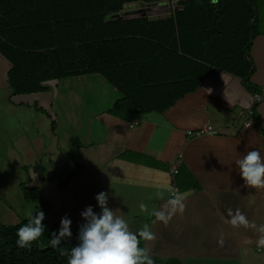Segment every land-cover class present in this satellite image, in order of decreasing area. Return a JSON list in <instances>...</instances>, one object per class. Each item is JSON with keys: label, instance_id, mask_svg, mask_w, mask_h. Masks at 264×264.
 Returning a JSON list of instances; mask_svg holds the SVG:
<instances>
[{"label": "crops", "instance_id": "obj_1", "mask_svg": "<svg viewBox=\"0 0 264 264\" xmlns=\"http://www.w3.org/2000/svg\"><path fill=\"white\" fill-rule=\"evenodd\" d=\"M249 56L260 101L241 78L222 71L165 111L127 121L111 112L122 94L98 73L14 94L7 81L11 65L0 53V225H16L35 212L21 183L37 188L51 205L49 225L60 227L67 214L72 233L84 223L86 206L100 211L95 196L104 191L130 231L150 226L155 239L142 246L159 262L264 264V233L258 231L264 188L246 186L235 165L247 151L264 155V32L253 38ZM251 109L256 119L248 115ZM204 125L217 133L193 134ZM180 169L184 190L176 184ZM70 174L76 175L67 179ZM173 184L184 211L167 226L153 223L152 210L164 209ZM228 209H240L248 226H233Z\"/></svg>", "mask_w": 264, "mask_h": 264}, {"label": "trees", "instance_id": "obj_2", "mask_svg": "<svg viewBox=\"0 0 264 264\" xmlns=\"http://www.w3.org/2000/svg\"><path fill=\"white\" fill-rule=\"evenodd\" d=\"M172 1L175 8L161 18L118 15L135 3ZM261 3L0 0V53L11 65L8 86L14 94L33 93L43 91V83L50 80L98 73L122 94L111 112L127 121L165 111L222 71L241 78L247 90L258 93L250 80L249 52L253 38L261 33ZM185 179L178 170L176 184L181 190L188 187ZM20 188L24 200L36 205L35 212L50 214L51 205L39 198L37 188L24 183ZM26 222L0 225V264H67V257L49 245L52 233L59 229L56 223L42 221L46 231L30 250L15 245L16 230ZM78 231L60 247L75 246ZM151 258L154 264H177Z\"/></svg>", "mask_w": 264, "mask_h": 264}, {"label": "clouds", "instance_id": "obj_3", "mask_svg": "<svg viewBox=\"0 0 264 264\" xmlns=\"http://www.w3.org/2000/svg\"><path fill=\"white\" fill-rule=\"evenodd\" d=\"M239 169L241 179L246 186L264 188V155L259 150L247 151L241 158L235 161ZM99 212L93 211V206L88 205L80 213L84 223L80 225L77 243L70 249L60 247L62 243L72 238V220L65 214L60 220V227L53 232L49 245L58 250L62 257H67V264H154L146 247L141 246L142 241L155 239L149 225H144L138 232L130 231L127 220L122 215L108 206V193L101 191L95 196ZM183 195L173 193L168 199L163 210L153 209L151 215L155 222L169 224L172 216L184 211ZM141 212H147L148 206L139 205ZM230 223L233 226H248V221L240 209L233 211L228 209ZM45 212L39 210L28 217L27 222L17 228L15 245L19 249L30 250L33 242L38 241L45 233ZM255 227V226H253ZM259 232L264 233V226H260ZM264 244V238L260 240Z\"/></svg>", "mask_w": 264, "mask_h": 264}, {"label": "rangeland", "instance_id": "obj_4", "mask_svg": "<svg viewBox=\"0 0 264 264\" xmlns=\"http://www.w3.org/2000/svg\"><path fill=\"white\" fill-rule=\"evenodd\" d=\"M261 1L262 3L260 7L259 29L261 32H264V0H261ZM174 8H175V2L172 1V2H163L159 4H152V5H143L141 3H138V4L135 3L132 5L126 6L124 10L127 12L141 13V14L150 16L151 18H161L169 14L170 11L173 10Z\"/></svg>", "mask_w": 264, "mask_h": 264}, {"label": "built area", "instance_id": "obj_5", "mask_svg": "<svg viewBox=\"0 0 264 264\" xmlns=\"http://www.w3.org/2000/svg\"><path fill=\"white\" fill-rule=\"evenodd\" d=\"M261 100V94L255 93V101L258 102ZM254 114V111L251 109L248 113V115L252 116ZM251 123V118L249 117L248 120L244 123L245 125H249ZM217 131L211 126V125H204L198 129H196L193 134L196 136L200 135H215ZM174 167L171 169V172H174ZM173 193H177V188L173 184L172 190H171V198L173 196Z\"/></svg>", "mask_w": 264, "mask_h": 264}, {"label": "water", "instance_id": "obj_6", "mask_svg": "<svg viewBox=\"0 0 264 264\" xmlns=\"http://www.w3.org/2000/svg\"><path fill=\"white\" fill-rule=\"evenodd\" d=\"M126 12V13H125ZM135 14V15H134ZM119 17H122V18H127V17H134V16H141V15H144V14H141V13H133V12H127V11H122L121 13L118 14ZM126 15V16H125ZM125 16V17H124ZM256 17H254L251 21V25H253L254 21H255Z\"/></svg>", "mask_w": 264, "mask_h": 264}]
</instances>
